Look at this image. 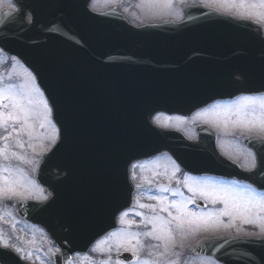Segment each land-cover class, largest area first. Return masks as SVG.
Returning a JSON list of instances; mask_svg holds the SVG:
<instances>
[{
    "label": "water",
    "instance_id": "95a60500",
    "mask_svg": "<svg viewBox=\"0 0 264 264\" xmlns=\"http://www.w3.org/2000/svg\"><path fill=\"white\" fill-rule=\"evenodd\" d=\"M14 1L19 12L3 14L0 47L33 72L60 131L36 174L49 199L16 207L61 249L56 264L88 252L116 227L117 216L132 206L135 162L167 152L191 174L261 177L260 154L250 176L220 157L215 136L189 142L152 123L158 113L187 116L235 93L264 89V52L247 41L262 38L260 27L184 8L181 24L135 28L114 12L93 13L92 0ZM238 77L243 81L234 82ZM196 254L222 264H264V241L207 242ZM0 264L26 263L0 248Z\"/></svg>",
    "mask_w": 264,
    "mask_h": 264
},
{
    "label": "rangeland",
    "instance_id": "374dc122",
    "mask_svg": "<svg viewBox=\"0 0 264 264\" xmlns=\"http://www.w3.org/2000/svg\"><path fill=\"white\" fill-rule=\"evenodd\" d=\"M184 3L190 5L198 3L208 10L231 16L236 19H251L259 22L264 21V7H261L258 2L254 3L253 0H247V3L245 4L240 3L239 0H94L91 8L100 12H106L111 8H114L119 12H124V15L128 17L131 23L140 26V24L162 23L168 20H174L175 22L180 21L182 19L180 7L182 6L181 4ZM6 4L7 0H0V7H4ZM28 73L29 71L17 60L10 59L3 53H0V77L3 78V86L13 84L18 89L25 92L32 89L33 83L38 87L36 80L33 82L29 78ZM32 95L37 101H39L41 97L46 100L41 90L39 94L32 93ZM38 111H43L42 104L38 105ZM48 119L52 121V114L49 115ZM209 119L212 124L216 123L217 130L221 132L225 120L224 115L218 117L214 114ZM42 122L43 120L41 117L34 118L30 121L31 127L26 129L25 133L21 134L19 137V139L24 141L23 148L15 147L14 140L8 141L10 145L9 152L15 151L24 156L25 159L23 161L15 158H10L8 160L0 158V164L12 169L21 170L19 175L26 178L25 183L27 185L25 189L21 190L22 195L0 196V217H2L0 218V234H2L3 238L10 244L22 248L23 251L19 254L22 255L24 259L27 258L26 260L28 262L32 264H34L35 261L39 264H54L53 259L58 251L53 248L49 239L44 234V236H42L37 232L39 230L36 228H33L18 219L14 211V202L21 201L22 198L39 200L43 197L38 186L34 182V173L38 164H40L39 162L42 156L49 152L56 143L53 145L49 140V136L52 134V126L45 123V126L41 127L40 125ZM195 122L196 119L189 122L187 121L186 124H189L193 128ZM166 123L174 124L169 121ZM52 124L54 125L53 121ZM177 124L184 126L182 122H177ZM55 129L57 142L59 135L56 127ZM224 132H227V130ZM28 133H30V135ZM2 135H6V133L3 129H0V136ZM224 137L227 138V135L224 134ZM0 142L4 144V141L0 140ZM2 143H0V147L3 146ZM29 145L32 146L30 147ZM226 147L227 151L230 150V148H228L229 140ZM175 166L177 165L167 155L157 156L149 161L139 164L135 168V171L144 175L143 179H139L141 182L139 181L137 183L141 185V187L138 188L140 196H148L151 189H153L152 187H154L153 182L157 181L161 183V186L173 189V186L180 182V179L182 178L181 171H176ZM207 180L212 185L221 189L245 188L231 182L218 181L213 178H207ZM29 181L34 183L29 184ZM181 186L182 188L179 190L180 192H178L182 195H178L179 200L176 201L182 199L187 201L189 198H200L198 193L194 196L193 192H190L188 187L185 186V183L183 185L181 183L178 184V187ZM170 193L171 191L160 192V196L167 197V202L170 203L174 200L169 197ZM184 193H186V195ZM255 196L260 198L257 195ZM203 200L208 208L199 213L193 211L188 204V209L192 212L204 214L203 219L198 220L191 225L186 224L182 232L176 231L175 224H173L174 240L170 245L167 255H159V252L163 251L162 245L159 249L149 247L151 245L160 244V241L153 240L150 237L141 236L140 240L146 247L139 251L140 260L153 259L157 260L159 264H169V261H175V264H216L210 259L191 257L193 255V250H191L192 247L197 244L198 241H203L205 236L244 235L246 233L242 230V226L244 228L247 226L254 228L258 237L264 236V211L254 208L250 213H244L242 210L234 207L231 203H229L226 208L224 203H212L211 198H204ZM148 204L156 206L155 212L148 208L139 207L137 212L142 213L143 215H136L137 212H135L133 217L128 216L133 223L131 227L125 223V229L127 231L132 233H143L151 230L152 225L147 224L144 217L159 215L163 217L164 220L171 219L168 216V212L160 210L159 201L157 203H155V200L148 201ZM170 211L173 215H177L175 208H171ZM225 212L228 214H224ZM246 217L253 220L254 223H245ZM185 219L187 220L188 218L185 217ZM161 223H163V221H157L158 225ZM201 237L203 240L200 239ZM113 238L114 237H112L111 240ZM117 240L118 238L115 237L113 243H98V245L93 248L95 251L91 249L88 255L84 257L76 256L70 264H104L105 261H108L109 264H117V261H119L118 256L121 255L122 252H125L123 247L119 248V250L117 249ZM133 242L135 241L133 240L132 243ZM149 251L152 252L151 257L148 255ZM26 253H31V256H27Z\"/></svg>",
    "mask_w": 264,
    "mask_h": 264
},
{
    "label": "snow or ice",
    "instance_id": "6c2138e0",
    "mask_svg": "<svg viewBox=\"0 0 264 264\" xmlns=\"http://www.w3.org/2000/svg\"><path fill=\"white\" fill-rule=\"evenodd\" d=\"M8 7L12 11L17 9L12 4V0H7ZM240 3L245 4L247 0H239ZM254 3L258 2L261 7H264V0H253ZM4 50L0 48V53ZM11 59L16 60L15 56ZM29 78L34 82L35 76L31 72L28 73ZM11 78V77H9ZM32 93L39 94L40 89L33 83L32 89L28 91H21L13 84H8L3 86V78L0 77V129L6 133V135L0 136V140L4 141L2 147H0V158L3 160H8L10 158H15L17 160H24V156L20 155L15 151L9 152L10 145L9 140L15 141V147L23 148L24 141L19 139L21 134L25 133L26 129L31 127L30 121L34 118L41 117L43 122L41 127L45 126V123L52 126V134L49 136V140L54 145L57 140L56 129L52 124V121L48 119L51 114V108L49 107L46 100L42 97L39 101L33 98ZM43 105V111H38V105ZM219 105H214L213 110L218 108ZM224 126L227 128L229 124L233 128L246 129L252 131L257 129L260 132H264V96H241L232 105L227 106L224 109ZM30 135V133H28ZM251 140L252 137H249ZM264 140V136L260 137ZM30 147L32 145H29ZM47 150V149H46ZM248 156L251 158L249 170L256 168V156L251 151L248 152ZM137 165H133L136 168ZM176 171H179V166H175ZM19 169H12L3 164H0V196L9 195H22V189L27 187L25 183V177L19 175ZM191 182V183H189ZM29 184L34 182L29 181ZM185 186L188 187L190 192H193L195 196L197 193L201 198H211L212 203L221 202L224 203L226 208L229 203L234 207L242 210L244 213H250L252 209L258 208L260 211H264V197L257 198L250 189L248 188H217L216 186L209 183L207 179H201L197 177L185 176ZM137 188L141 187L140 184L136 185ZM42 191V190H40ZM161 192L172 191L173 195H182L178 190H171L168 187L160 186ZM151 199H156L160 202V210L168 212V216L171 218L169 220H164L163 217L159 215H154L152 217H144L147 224H151L152 228L149 231L143 233H132L126 229L121 230L119 233H112L113 237H117V249L123 247L125 251H130L134 257H136L137 264H159L157 260L146 259L141 261L139 256L140 249L146 247L140 240L141 236L150 237L153 240L160 241V244L151 245L150 248L159 249L162 245L163 251L159 252L160 256H165L168 254L170 245L174 240V230L173 224H175L176 231H183L185 225H191L196 223L198 220L203 219L204 214H197L188 209V204H195V200L189 198L187 201L173 200L170 203L167 202V197L165 196H154ZM41 199H47L46 196L41 197ZM140 208H148L155 212V205L151 204H139ZM171 208H175L177 215H173L170 211ZM128 213H124L120 217V222L122 224H128L129 227L132 225V221H125L124 216ZM224 214H228L225 212ZM136 215H143L137 212ZM185 217L188 219L186 220ZM2 218V217H0ZM157 221H163L161 224H157ZM245 223H254L253 220L245 218ZM135 241V244L132 241ZM0 247L11 248L18 254L23 251L22 248L15 247L10 244L7 240L3 238L0 234ZM95 251V249H93ZM27 256H31V253H26ZM149 257L152 256V252L149 251ZM24 257L22 256L21 259ZM104 264H109L105 261ZM117 264H122V262L117 261ZM169 264H175V261H169Z\"/></svg>",
    "mask_w": 264,
    "mask_h": 264
},
{
    "label": "flooded vegetation",
    "instance_id": "af4514ba",
    "mask_svg": "<svg viewBox=\"0 0 264 264\" xmlns=\"http://www.w3.org/2000/svg\"><path fill=\"white\" fill-rule=\"evenodd\" d=\"M262 24L264 25V22ZM258 40L264 41V37L260 38ZM263 47H264V45H261V49H263ZM242 96H256V97H260V96H264V93H261V92H259V93H251L249 95H242ZM240 97L241 96H239V97H237V98H235L233 100H230V101L217 102V103H215V105H219V107L216 108L214 111L212 110L211 112H208V111H210V109H205V110L200 111L197 114H195V117H197L199 115H202L198 119V121H202V120H204L206 118H210L214 114L216 116H218V117H221V116L224 115V109L227 106L232 105ZM188 120H192V118L191 119H183V118H181V119H179L177 121L182 122L183 125H184V124H186V121H188ZM199 124H203V125L209 124L216 130L217 135H218V139H219V142H218L219 146L218 147H219L220 153L223 156L231 159L235 163H238L245 172L250 173V172H254L257 169L258 162H257L256 150H258L257 148H260V147L259 146L256 147L257 144H254V143L251 144L248 141H263L264 142V140L260 139V137L264 136V132H260L257 129H253L252 131H248L246 129L233 128L231 126V124H229V126L227 128H225L224 123H223V129L220 132L219 130H217L216 123H213L214 124L213 125L210 119H208L207 121H204L203 123L201 122ZM223 130L224 131L227 130V132H224ZM224 134L227 135V138L229 140V147L228 148H230V150H228V151H227V147H226V144H227L228 140H227V138L224 137ZM249 137H252V139L250 140ZM249 151H251L252 153L255 154V156H256V165H257L256 168L251 169V170H249L250 162H251V158L248 156V152ZM262 159H264V156H263ZM262 167L264 168V166H262ZM263 177H264V174H263ZM230 182L234 183L235 185H240V186H243L245 188L250 189L251 192L254 195H257L259 197H264V192L256 190L252 185L244 184V183L239 182L237 180H233V181H230Z\"/></svg>",
    "mask_w": 264,
    "mask_h": 264
}]
</instances>
